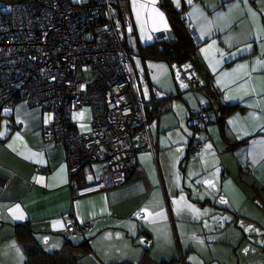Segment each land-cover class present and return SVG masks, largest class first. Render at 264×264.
Instances as JSON below:
<instances>
[{"label":"crops","instance_id":"obj_1","mask_svg":"<svg viewBox=\"0 0 264 264\" xmlns=\"http://www.w3.org/2000/svg\"><path fill=\"white\" fill-rule=\"evenodd\" d=\"M129 7L133 31L114 23L156 149L136 151L122 185L74 198L62 146L42 135L50 113L24 102L2 110L0 264H26L20 224L60 264H264V0H129ZM170 8L195 45L178 72L141 53L159 31L174 37ZM205 94L232 108L222 121L217 110L199 132L201 151L188 152V119ZM100 166L85 165L80 179H94ZM68 221L91 224L70 234Z\"/></svg>","mask_w":264,"mask_h":264},{"label":"built area","instance_id":"obj_2","mask_svg":"<svg viewBox=\"0 0 264 264\" xmlns=\"http://www.w3.org/2000/svg\"><path fill=\"white\" fill-rule=\"evenodd\" d=\"M115 18L124 34L133 31L129 0H14L9 11H0V113L19 102L50 113L42 135L62 146L74 198L122 185L136 151L156 149ZM154 37L162 40L167 32ZM193 85L200 86L197 80ZM157 99L153 89L154 118ZM84 105L91 110V128L71 131L72 113ZM211 113L200 102L189 118L194 129H204ZM200 149L192 136L190 152ZM98 162L95 178L82 181L83 167ZM90 224L68 221L65 230L83 234Z\"/></svg>","mask_w":264,"mask_h":264},{"label":"trees","instance_id":"obj_3","mask_svg":"<svg viewBox=\"0 0 264 264\" xmlns=\"http://www.w3.org/2000/svg\"><path fill=\"white\" fill-rule=\"evenodd\" d=\"M168 13L171 17L174 37L171 39V38H168L167 36V38H164L162 40H156V42H154L153 44L142 48L141 53L144 57H147V58L156 59V60H164L169 63L182 64L192 57L195 45L190 37L189 29L187 25L185 24L184 19L180 16V13L171 8L168 9ZM202 87L203 86L201 85L199 87L194 86V90L192 92L194 91L198 92L200 91ZM190 90H191V87H190ZM172 96L173 95L168 94L166 97L164 96L162 101H165ZM200 102H205L206 104H208L209 108L212 110V113L210 114L209 120L207 121L206 125L210 122L212 116H214L217 113V110H220L219 120L222 121V117L227 112L230 111V108H232L231 106H223V107L217 108L216 98L212 94L211 95L205 94L203 98L198 100L197 110L200 109ZM197 110L191 112V115L195 113ZM188 122L190 124V127L193 129L192 136L197 137L200 140L201 146H202V140L200 139L199 136L196 135V133L203 129L196 130L191 125L190 119H188ZM190 139L188 142V152H190L189 150ZM15 234H16L17 239L20 241V243H22L24 247V251L27 256L26 264H60V262H58V259L60 260L61 258L59 257L56 258L55 256L45 254L44 252H42L40 249H38L34 245L35 243L33 241V237L27 226H25L24 224L16 225ZM65 264L67 263L65 262ZM161 264H170V262H163Z\"/></svg>","mask_w":264,"mask_h":264},{"label":"rangeland","instance_id":"obj_4","mask_svg":"<svg viewBox=\"0 0 264 264\" xmlns=\"http://www.w3.org/2000/svg\"><path fill=\"white\" fill-rule=\"evenodd\" d=\"M13 1L14 0H0V11L1 12L9 11L11 7V3ZM181 65L177 63L173 64L175 72H178V70H180L178 68H182ZM192 76L193 75L191 72H189L188 70H185V77H187V79H191ZM71 121L75 126V127L70 128L71 131H76V132L87 131L91 126V111H90L89 106L84 105L78 109H75L72 113ZM154 123H155L154 120L149 122L150 126L153 125ZM199 132L196 133L197 136L199 135ZM176 164L178 165V163ZM177 168H179V166Z\"/></svg>","mask_w":264,"mask_h":264},{"label":"snow or ice","instance_id":"obj_5","mask_svg":"<svg viewBox=\"0 0 264 264\" xmlns=\"http://www.w3.org/2000/svg\"><path fill=\"white\" fill-rule=\"evenodd\" d=\"M162 15V14H161ZM18 207V206H17Z\"/></svg>","mask_w":264,"mask_h":264}]
</instances>
